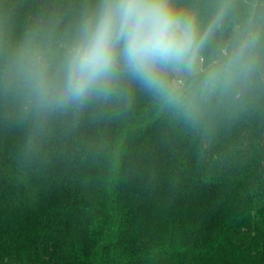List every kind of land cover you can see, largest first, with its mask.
<instances>
[{
    "label": "trees",
    "instance_id": "trees-1",
    "mask_svg": "<svg viewBox=\"0 0 264 264\" xmlns=\"http://www.w3.org/2000/svg\"><path fill=\"white\" fill-rule=\"evenodd\" d=\"M96 0H0V50ZM207 23L219 0H174ZM214 46L264 0H233ZM0 264H264V76L195 123L124 77L38 116L0 88Z\"/></svg>",
    "mask_w": 264,
    "mask_h": 264
},
{
    "label": "clouds",
    "instance_id": "clouds-1",
    "mask_svg": "<svg viewBox=\"0 0 264 264\" xmlns=\"http://www.w3.org/2000/svg\"><path fill=\"white\" fill-rule=\"evenodd\" d=\"M219 0L207 23L174 0H96L56 36L35 28L0 50V88L38 116L107 99L124 77L195 123L213 98L235 99L264 76V17L248 19L206 59L232 14Z\"/></svg>",
    "mask_w": 264,
    "mask_h": 264
}]
</instances>
